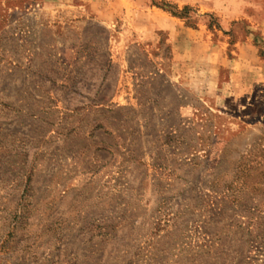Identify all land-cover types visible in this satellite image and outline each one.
I'll return each instance as SVG.
<instances>
[{
    "label": "rangeland",
    "instance_id": "rangeland-1",
    "mask_svg": "<svg viewBox=\"0 0 264 264\" xmlns=\"http://www.w3.org/2000/svg\"><path fill=\"white\" fill-rule=\"evenodd\" d=\"M261 24L264 0H0V264H264V74L233 68Z\"/></svg>",
    "mask_w": 264,
    "mask_h": 264
},
{
    "label": "crops",
    "instance_id": "crops-1",
    "mask_svg": "<svg viewBox=\"0 0 264 264\" xmlns=\"http://www.w3.org/2000/svg\"><path fill=\"white\" fill-rule=\"evenodd\" d=\"M259 30L261 33V41L264 43V24L260 25ZM247 44H248V41L245 42L244 44H241L242 48H244V50L242 49L243 53L240 51L241 47H239V49H238L239 51H237V53H235V55L237 56V59H235V62H234L235 65H233V68L235 70H238L239 73L242 74L243 76H246V75L252 76L253 74H255V72L264 74V56L258 57L255 53L251 54V60L253 62L257 63L258 67L253 65V63H249L250 65L243 64L242 66L237 64L236 61H238V60L241 61L242 56H243L242 54L248 55L247 53L251 52V51H249V46ZM257 68L259 70H261V72H259ZM245 85L246 84L239 86V84H237V86H239V88L242 86H245ZM255 85H256L255 83H252L249 86L248 85L247 86H248V88L251 89L253 87L255 88ZM240 92L243 93L242 89L239 90L238 88H234V90H233V94H241ZM243 108H244V110L241 112L242 113L241 115L248 116V117H251L254 119H264V102L263 101L257 100V99H254V100L252 99V102L244 104Z\"/></svg>",
    "mask_w": 264,
    "mask_h": 264
}]
</instances>
